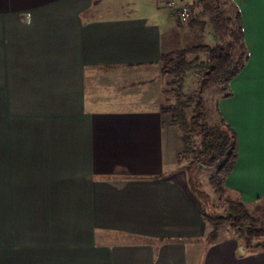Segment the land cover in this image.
<instances>
[{
	"label": "crops",
	"instance_id": "0c3cea01",
	"mask_svg": "<svg viewBox=\"0 0 264 264\" xmlns=\"http://www.w3.org/2000/svg\"><path fill=\"white\" fill-rule=\"evenodd\" d=\"M94 2L0 0V264H264L235 235L207 238L162 112L172 28ZM223 2L248 59L214 119L237 135L225 187L248 207L264 200V0Z\"/></svg>",
	"mask_w": 264,
	"mask_h": 264
},
{
	"label": "trees",
	"instance_id": "16d2710c",
	"mask_svg": "<svg viewBox=\"0 0 264 264\" xmlns=\"http://www.w3.org/2000/svg\"><path fill=\"white\" fill-rule=\"evenodd\" d=\"M191 18L188 26L195 30H204L208 23L203 18L211 15V21L222 32H228L231 40L227 45L206 43L195 44L185 49H176L162 54L161 64L164 74L175 78V88L170 92L175 103L163 107L162 112L172 116L173 124L182 135L183 157L194 156L192 164L198 172L199 166H210L215 169L211 183L217 193L226 197L227 211L225 216H211L203 213L204 219L213 226L209 241H213L224 225H230L248 251L264 250V222L253 217L247 206L226 196L225 180L234 170L238 161V139L235 131L224 120L211 125L207 121L205 99L203 94L209 88L217 87L219 93L231 95V82L243 71L248 55L244 43L242 24L239 15H227L223 0H194L190 4ZM178 17V23L181 19ZM207 54L205 60L189 58L190 54ZM192 72L199 77V90L186 93V79ZM192 104L194 106L192 107ZM193 108L192 116L188 110ZM197 137L199 140L197 141ZM195 169L190 173V183L200 197L204 195L199 189ZM205 195L203 200L208 201Z\"/></svg>",
	"mask_w": 264,
	"mask_h": 264
},
{
	"label": "rangeland",
	"instance_id": "374dc122",
	"mask_svg": "<svg viewBox=\"0 0 264 264\" xmlns=\"http://www.w3.org/2000/svg\"><path fill=\"white\" fill-rule=\"evenodd\" d=\"M95 2V9H101L103 12V15L107 17H114V16H122V15H131V16H146L149 17L152 21H157L165 26H169L172 29L164 31V49L165 53L167 54L173 50L176 49H185L187 47H190L195 44L200 43H208L211 45L221 44V45H227L228 42L231 40L228 32H222L220 31L216 24L211 21V15L207 14L203 19L207 21L208 25L207 27L202 30L201 28L192 30L189 28L187 29V32L185 33V41L184 42H177L176 43V24L178 17L173 14L172 16V10L166 8V7H158L156 4L151 3L149 0H94ZM187 4H191L194 0H184ZM232 14V17H234V13L231 11H227V15L229 16ZM181 21L188 24L189 20L183 19L179 14ZM174 26V28H173ZM166 32V33H165ZM189 58L191 60L198 59V60H205L207 58V54H190ZM162 70V69H161ZM160 76H162V83L166 89V95L163 99V107H169L175 103V97L170 92L173 88H175V78L166 75L161 72ZM186 93H195L199 90V77L197 73L192 72L188 75L186 79ZM217 97H218V91L217 87L209 88L207 91L204 92L203 98L205 99V106H206V114H207V121L214 125L216 124V121L214 119V116L217 112ZM194 104H192V107ZM162 107V108H163ZM193 114V108L188 110V115L192 116ZM171 116V115H170ZM172 117V116H171ZM199 138L197 137V141ZM184 150V149H183ZM179 162L182 165L180 168L181 170H185L186 174H188V178L190 179V173L193 169H195V165L192 164L194 156L189 157L187 159H184L183 152L179 156ZM195 173H197V182L199 185V189L201 192L204 193L202 197L198 195L196 191L195 198L200 203L202 212H206L207 214L211 216H225L227 211V203L225 201L226 197H222L219 193H217L211 183V179L214 176L215 169L210 166H203L200 165L198 172L195 169ZM188 179V180H189ZM190 181V180H189ZM191 184V183H190ZM192 187V185H191ZM207 195L208 201L203 200V197ZM226 196L228 194L226 193ZM230 197V196H229ZM250 214L253 217L259 218L264 222V200H262L257 205L248 206ZM209 225V232L207 235V238L209 240V235L213 231V226L207 222ZM231 235H236L234 230L231 228L230 225H224L221 230L219 231L217 237L213 240L216 241L218 239H223L226 237H229ZM264 240V238L262 239Z\"/></svg>",
	"mask_w": 264,
	"mask_h": 264
},
{
	"label": "built area",
	"instance_id": "2783aa9c",
	"mask_svg": "<svg viewBox=\"0 0 264 264\" xmlns=\"http://www.w3.org/2000/svg\"><path fill=\"white\" fill-rule=\"evenodd\" d=\"M165 6L179 14L185 20H190L192 16L190 5L184 0H165Z\"/></svg>",
	"mask_w": 264,
	"mask_h": 264
}]
</instances>
